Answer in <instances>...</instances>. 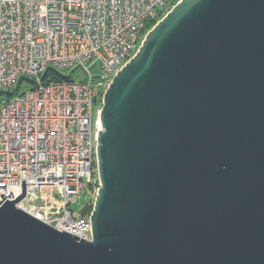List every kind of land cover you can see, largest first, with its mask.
<instances>
[{"label": "water", "instance_id": "obj_1", "mask_svg": "<svg viewBox=\"0 0 264 264\" xmlns=\"http://www.w3.org/2000/svg\"><path fill=\"white\" fill-rule=\"evenodd\" d=\"M100 119L92 239L18 207L23 179L0 264H264V0H178Z\"/></svg>", "mask_w": 264, "mask_h": 264}, {"label": "built area", "instance_id": "obj_2", "mask_svg": "<svg viewBox=\"0 0 264 264\" xmlns=\"http://www.w3.org/2000/svg\"><path fill=\"white\" fill-rule=\"evenodd\" d=\"M167 2L0 0V202L23 193L26 179L18 207L92 239L93 207L77 215L69 205L87 186L95 200L100 187L103 97ZM24 80L34 86L18 92Z\"/></svg>", "mask_w": 264, "mask_h": 264}, {"label": "rangeland", "instance_id": "obj_3", "mask_svg": "<svg viewBox=\"0 0 264 264\" xmlns=\"http://www.w3.org/2000/svg\"><path fill=\"white\" fill-rule=\"evenodd\" d=\"M175 0H168L167 2V7H170L173 2ZM99 72L98 69L96 68H93L92 69V73L93 74H97ZM66 74V73H64ZM73 76L75 77H83L84 76V72L82 71L81 68H77L75 71L72 72ZM34 86L31 82L27 81V80H24L21 84V87L20 89L18 90V92L24 90V89H27V88H30ZM8 97H13V95H6ZM91 199H94L93 197V193H91V190H90V187L87 186L86 188H84L81 192L80 195H76L74 197V199H72L70 205H69V208H71L75 214H78L79 212H81L83 210V208L86 206V204L91 200Z\"/></svg>", "mask_w": 264, "mask_h": 264}, {"label": "trees", "instance_id": "obj_4", "mask_svg": "<svg viewBox=\"0 0 264 264\" xmlns=\"http://www.w3.org/2000/svg\"><path fill=\"white\" fill-rule=\"evenodd\" d=\"M177 1H178V0H175V1L173 2V4H175ZM156 22H157V20H156V21H153V22H150L149 27L151 28ZM93 202H94V200L91 199V200L86 204V206L84 207V209H83L81 212H79L77 215H84V214L90 212L91 209H92V207H93Z\"/></svg>", "mask_w": 264, "mask_h": 264}]
</instances>
